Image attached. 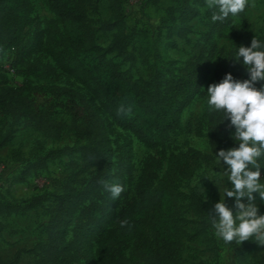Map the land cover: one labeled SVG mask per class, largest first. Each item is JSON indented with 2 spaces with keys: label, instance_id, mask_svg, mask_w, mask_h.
<instances>
[{
  "label": "rangeland",
  "instance_id": "374dc122",
  "mask_svg": "<svg viewBox=\"0 0 264 264\" xmlns=\"http://www.w3.org/2000/svg\"><path fill=\"white\" fill-rule=\"evenodd\" d=\"M249 2L250 6L243 13L238 17L230 16L231 24L212 37V42L229 54L226 64L233 78L239 81L249 79L250 75L242 58L240 62L233 60L238 48L250 47L254 36L264 41V0ZM29 4L31 16L57 18L47 0H29ZM84 5L98 53L153 94H162L167 79L183 74L187 60L198 51L195 43L203 38L213 14L207 8L206 0H84ZM233 28L239 37L229 35ZM10 55V52H5L0 58V85L17 87L25 81L32 85L76 90L84 94L105 124L115 125L114 108L106 97L99 94L93 80L89 78L84 82L75 73L61 69L57 78L39 79L20 72L12 76L1 65L2 61L10 60ZM40 58L55 64L57 55L40 53ZM216 59L217 55L211 58L209 78L181 110L176 128L166 135L159 133L161 142L156 148L131 130L121 131L131 149L132 183L143 177V190L148 194L152 184L160 181L168 171L171 154L183 158L186 162L182 166H186V172L175 177L171 184L173 198L179 206L178 222L183 233L181 258L176 264H264V245L253 240L241 245L235 242L225 244L215 236L211 226L209 214L215 215L214 205L220 201L225 186L231 188L230 181L221 176L223 169L216 162V154H211L207 130V89L216 83L213 75ZM255 87L264 88V81L257 82ZM30 98L43 123L25 116L17 117L0 107V197L16 206L0 214V260L11 264H43L42 252L48 244V226L53 206L63 195V182L67 174L78 168L82 158L95 148L93 139L74 128L73 122H78L85 113L78 99L65 96L59 89L35 90ZM229 125L227 120L225 138L228 146L224 150L239 146L233 138L235 128ZM107 135L113 151L116 133L107 129ZM189 149L213 156L194 161ZM115 154L113 151L112 162L116 160ZM153 157L159 161L155 162ZM259 162L264 182V157ZM145 164L154 169L151 184L145 181ZM14 176H18L16 180ZM79 176L81 179L75 185L85 192L84 199L69 215L66 238L71 235L76 214L88 204L96 187L109 178L106 176L96 186L87 188L82 174ZM254 195L257 196L259 214L264 215V202L258 194ZM243 202H247L246 198ZM225 203L236 211L234 198L225 197ZM127 251L128 248L123 249L125 254ZM87 252L91 253L92 248ZM74 263L88 264V261L85 257H77Z\"/></svg>",
  "mask_w": 264,
  "mask_h": 264
},
{
  "label": "trees",
  "instance_id": "16d2710c",
  "mask_svg": "<svg viewBox=\"0 0 264 264\" xmlns=\"http://www.w3.org/2000/svg\"><path fill=\"white\" fill-rule=\"evenodd\" d=\"M47 1L57 18L31 16L29 0H0V58L5 52H10L8 62L15 72L39 79L57 78L59 69L75 73L84 82L90 78L99 88V94L113 106L115 125L105 124L84 94L76 90L62 86L32 85L25 81L17 87L0 85V107L15 113L17 117H29L38 123L44 120L32 107L30 96L33 91L59 89L65 96L78 99L85 113L78 122H73L74 128L93 139L95 147L77 164L76 170L67 174L63 182V195L53 206L48 226V244L42 252L43 264H75L77 257H85L88 264H132L133 261L135 264H176L181 258L183 233L178 222L179 206L173 198L171 184L175 177L186 172V166H182L186 160L171 154L168 171L160 181L152 184L147 194L143 190V177L132 183L131 149L121 131L131 130L149 146L156 148L161 142L159 133L166 135L176 128L181 110L208 80L211 58L217 55L213 69L216 83L230 73L226 64L230 56L223 47H217L212 42V37L215 32L220 34L224 27L229 26L231 19L229 17L223 23L210 21L203 38L196 41L194 47L198 51L194 52L192 59L187 60L183 74L167 79L162 94H153L98 53L84 0ZM229 35L239 37L234 28ZM40 53L56 54L55 64L43 61ZM121 103L133 106L131 117L117 116L116 109ZM222 116V113L208 114L211 154H217L228 146L225 138L227 120L220 123ZM107 129L116 133L113 140L116 144L114 162L111 161L113 151L109 147ZM188 151L194 161L213 156L198 150ZM153 160L159 161L155 157ZM146 167L145 181L151 184L154 169L149 164H145ZM80 174L87 188L96 186L108 176L107 182L119 184L125 190L118 199L113 200L110 192L104 189L103 182L98 185L90 195L88 204L74 217L71 235L66 238L69 215L84 199L85 192L75 185L81 179ZM15 208L9 200L0 197V214ZM124 220L129 222V226H120ZM88 248H92V252H89L91 256ZM124 248H128L127 254L123 252ZM0 264L11 262L0 260Z\"/></svg>",
  "mask_w": 264,
  "mask_h": 264
},
{
  "label": "clouds",
  "instance_id": "9594fccd",
  "mask_svg": "<svg viewBox=\"0 0 264 264\" xmlns=\"http://www.w3.org/2000/svg\"><path fill=\"white\" fill-rule=\"evenodd\" d=\"M206 5L214 10L212 21L223 23L230 16L238 17L250 6V2L206 0ZM241 58L249 79L239 81L229 73L221 82L211 84L207 89L209 113H222L220 123L230 121L229 126L235 128L233 138L239 145L216 154V162L223 169L221 176L230 181L231 188L225 186L220 201L214 205L215 215H209L215 236L225 244L235 242L241 245L253 240L264 245V215L259 214L257 196L254 195L258 194L264 202V182L259 162L264 157V88L255 87L257 82L264 81V41L254 36L250 47L240 46L233 60L240 62ZM132 110L131 104L121 103L116 114L131 117ZM103 187L110 192L113 200L118 199L125 190L123 186L107 181L103 182ZM225 197L234 198L235 212L227 206ZM244 198L246 203L243 202ZM120 226H129V222L121 221Z\"/></svg>",
  "mask_w": 264,
  "mask_h": 264
},
{
  "label": "built area",
  "instance_id": "2783aa9c",
  "mask_svg": "<svg viewBox=\"0 0 264 264\" xmlns=\"http://www.w3.org/2000/svg\"><path fill=\"white\" fill-rule=\"evenodd\" d=\"M2 69L9 75L14 76L15 75V70L14 68L10 65V63L8 61H4L2 63ZM0 185H1V181H0Z\"/></svg>",
  "mask_w": 264,
  "mask_h": 264
}]
</instances>
